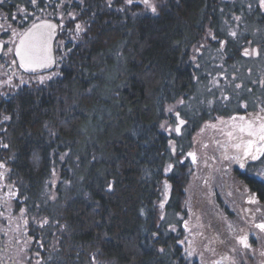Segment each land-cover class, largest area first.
I'll use <instances>...</instances> for the list:
<instances>
[{
  "label": "trees",
  "instance_id": "trees-1",
  "mask_svg": "<svg viewBox=\"0 0 264 264\" xmlns=\"http://www.w3.org/2000/svg\"><path fill=\"white\" fill-rule=\"evenodd\" d=\"M160 4L159 16L103 9L56 76L2 102L0 159L44 238V264H201L185 246L187 149L168 173L162 125L167 107L187 99L190 53L218 30L226 4ZM166 184L164 212L183 214L172 223L161 208Z\"/></svg>",
  "mask_w": 264,
  "mask_h": 264
},
{
  "label": "flooded vegetation",
  "instance_id": "flooded-vegetation-1",
  "mask_svg": "<svg viewBox=\"0 0 264 264\" xmlns=\"http://www.w3.org/2000/svg\"><path fill=\"white\" fill-rule=\"evenodd\" d=\"M160 1L157 16L162 7ZM221 1L228 6L221 7L218 30H206H213L216 39L212 43L213 48L217 47L213 51L215 59H192L191 51L187 62L191 82L186 99L189 110L185 114L176 112L186 124L178 133L175 116V133L168 136L173 151L185 147L191 149L187 156L195 153V161L187 159L191 167L188 185L192 184L196 171L202 178L201 193L190 198L195 208L202 209L203 217H186L187 234L215 244L220 258L214 264H231L235 255L253 264V260L260 258V246L264 248V231L256 227L264 223V153L253 159L251 155L243 156V152L247 141H252V152L264 146V141L249 136L247 131L241 132L240 128L246 129L251 124L259 131L264 124V6L261 0ZM122 4L132 9L145 8L144 0L130 3L128 0H36L35 4L32 0H3L0 113L2 102L8 103L19 95L17 90L34 75L51 72L63 62V54L79 47L100 11L111 12L114 6ZM227 7L232 9L228 14ZM150 12L143 14H156ZM43 22L57 28L55 65L50 71L35 74L20 66L15 53L24 34ZM233 32L235 36L231 35ZM198 133L205 136L199 140ZM206 146L222 147L224 153L209 156V164L201 167L198 153L193 149ZM0 165H3L0 167V264H44L48 254L44 238L33 225L18 189L10 180V169L1 159ZM244 208L248 220L238 218ZM243 238L250 247L241 246Z\"/></svg>",
  "mask_w": 264,
  "mask_h": 264
},
{
  "label": "rangeland",
  "instance_id": "rangeland-1",
  "mask_svg": "<svg viewBox=\"0 0 264 264\" xmlns=\"http://www.w3.org/2000/svg\"><path fill=\"white\" fill-rule=\"evenodd\" d=\"M143 1V0H141ZM157 2V8H158V0H155ZM151 2H153V0H151ZM149 8V7H148ZM145 9H147L146 5H145ZM150 10V8H149ZM213 30H209L207 31V34L204 36V38L201 40V42L196 45L193 48V52H192V59L195 58H199V59H215V56L213 54V51L217 48V47H212V43L216 41L215 38H213ZM203 51H202V50ZM200 50L202 51V53L200 54ZM57 75V71H52V72H48L46 74H41V75H34L31 79H30V83L31 82H37L43 79V81L52 79L54 76ZM29 82V81H28ZM189 110L188 107V101L186 100H180L176 103H174L173 105H169L167 107V114H168V119L165 120V122L162 125V130L169 134V133H175V126H176V118H175V113L178 111H183L184 113L186 111ZM171 129V130H169ZM198 139L200 140L201 136H205L202 133H198L197 134ZM185 147H181V148H176L175 151H173V160L169 163L168 167H167V172H171V170H173L174 166L178 164V157L176 158L177 154H181L183 149ZM171 149L172 148L171 146ZM187 151H191V149L186 148ZM193 150L197 151V155L199 157L200 163L202 164L201 167H205V164H209V160L208 157L209 156H221L224 152V148L222 147H216V146H206V147H196ZM185 153V156L188 160H191L190 156H187V154ZM175 158V159H174ZM202 171V170H201ZM198 173L196 171V174L193 175L192 177V184L188 185V198H187V202H186V206H185V210L187 213V216L189 217H203L202 215V209H197L194 207V205L191 203V198L190 195H195L197 192L201 193V182H202V178L198 177ZM13 196H16V194L12 193ZM168 197V185L166 184L163 188V196L161 199V208H162V212H163V218L164 221L167 223H172V221L176 220V217L181 219L183 218V214H178L177 216H173L169 213L164 212V208H165V203ZM206 212L204 211L203 214H205ZM238 218L242 219V220H248V215L247 212L244 208V210L238 214ZM235 218V217H234ZM195 228V227H194ZM199 231V230H198ZM202 231V230H201ZM196 235V234H195ZM193 238V239H192ZM191 239H189L190 242H187V244H185V246L188 248L189 251V257L193 260H196V258H198L197 260L201 263V264H214L217 260H219L220 258V254L219 251L216 249V246L214 243H208L205 241H201L200 237H192ZM241 246H243L241 244ZM258 254H260V258L253 260V264H264V248L263 246H260V249L258 250ZM235 258L233 259V262L231 264H249L250 260L246 259L244 257H242L241 259H237L236 255L234 256Z\"/></svg>",
  "mask_w": 264,
  "mask_h": 264
},
{
  "label": "snow or ice",
  "instance_id": "snow-or-ice-1",
  "mask_svg": "<svg viewBox=\"0 0 264 264\" xmlns=\"http://www.w3.org/2000/svg\"><path fill=\"white\" fill-rule=\"evenodd\" d=\"M128 2L130 3L131 0H128ZM2 3L3 0H0V4ZM32 3L35 4L36 0H32ZM144 3L147 7L151 8L152 12L155 13L157 11L155 4L151 3V0H144ZM261 5L264 6V0H261ZM54 27V25H34L33 29H30L27 33L24 34L15 53L20 57V66L22 68H24L25 70L35 71L37 68L46 67L52 62L50 49L48 47V40L51 37V32L41 31V29H53ZM77 28L79 29V26H77ZM231 35L235 36L236 33L233 32L231 33ZM245 54L247 55V52H245ZM41 82H43V79L41 80ZM5 119H8V117H5ZM181 123H183V121H181ZM177 131H179L178 128ZM240 131H247V134L249 136L257 137L258 141H264V124L260 125L259 131L253 128L251 124H249L246 129L241 127ZM4 147H7V145H4ZM236 147L239 148L240 144H237ZM244 147L245 150L243 152V156L245 157L251 155L253 159H256L257 154L264 153V146L257 148L255 152H252L251 140L247 141ZM0 167H3V165H0ZM241 167H243V164H241ZM46 222L47 221H45V223ZM256 227H258L261 231H264V223L257 224ZM240 243L245 248L250 247V245L246 241V238L241 239Z\"/></svg>",
  "mask_w": 264,
  "mask_h": 264
},
{
  "label": "water",
  "instance_id": "water-1",
  "mask_svg": "<svg viewBox=\"0 0 264 264\" xmlns=\"http://www.w3.org/2000/svg\"><path fill=\"white\" fill-rule=\"evenodd\" d=\"M38 25H53V24L48 23V22H43V23H40ZM41 31L51 32V37L48 40V47L50 49V54H51V57H52V62L48 66H46V67L37 68L35 71L27 70L28 72L35 73V74L36 73H43V72L50 71V70L53 69V67L55 65V40H56V36H57V28H56V26L53 29L43 28V29H41ZM19 60H20V57H19ZM175 116L177 117L176 130L178 128L179 131H177V132L180 133L181 132V129L186 124V121L181 117V115L179 113H176ZM181 121H183V123H181ZM190 157L192 158L193 161H195L194 160L195 159V153H191L190 154Z\"/></svg>",
  "mask_w": 264,
  "mask_h": 264
}]
</instances>
